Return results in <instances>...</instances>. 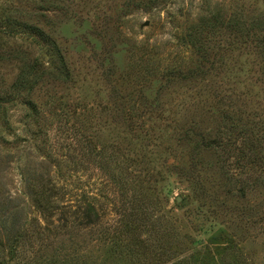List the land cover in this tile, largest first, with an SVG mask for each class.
Returning a JSON list of instances; mask_svg holds the SVG:
<instances>
[{
    "label": "rangeland",
    "instance_id": "1",
    "mask_svg": "<svg viewBox=\"0 0 264 264\" xmlns=\"http://www.w3.org/2000/svg\"><path fill=\"white\" fill-rule=\"evenodd\" d=\"M0 200L21 263L264 264V0H0Z\"/></svg>",
    "mask_w": 264,
    "mask_h": 264
},
{
    "label": "trees",
    "instance_id": "2",
    "mask_svg": "<svg viewBox=\"0 0 264 264\" xmlns=\"http://www.w3.org/2000/svg\"><path fill=\"white\" fill-rule=\"evenodd\" d=\"M40 32V31H39ZM235 33V30H233ZM42 38L47 42L49 37H46L43 35L42 32ZM190 40V39H189ZM53 46L56 47L55 43L52 42ZM59 60L62 61V56L59 55ZM57 69V68H56ZM234 130V129H232ZM228 133V138L235 139L236 137H233L234 131H231V129H227L226 131ZM235 132L240 137H246V139H249V136H245L246 129L239 128L238 131L235 130ZM257 136L258 129L250 128L249 134H254ZM220 140V139H216ZM210 146L212 147H221V145L211 143L209 142ZM236 145L235 143H232ZM231 145V144H226ZM237 151V159L239 161L247 160L249 164H253L254 161L252 158V151L249 153V148L244 145V147L239 144V146H236ZM32 195L34 196V199L36 200L37 206L39 208L40 213H42V217H48L50 213L45 214L50 208H54L56 205L53 203V196L51 195V190L53 188V185L51 184V187L41 184L39 187H29ZM70 206H72L70 204ZM69 206V207H70ZM77 207L75 210H71L69 212L68 210H63L60 214V216L57 217V224L53 225L55 230H62L64 232L68 231L71 227L81 228L86 227L88 225L94 224L96 220H98L99 215L96 212L94 206L92 204H85V201L79 203L76 205ZM10 210V213H15L17 211V204L11 203V200H6L5 202L3 200H0V264H36V259H33L31 261H28L27 263H21L20 260V254L17 257L16 251H17V245H21V242H19L18 236L23 235L21 232L20 234H17V231H19V226L17 223V219L7 216L4 218V211ZM10 217L12 219V223L8 224L7 221H9L7 218ZM43 219V218H42ZM44 221H46L44 219ZM52 224V222H51ZM45 229V228H44ZM4 251V255H3ZM6 256L8 258H6Z\"/></svg>",
    "mask_w": 264,
    "mask_h": 264
}]
</instances>
